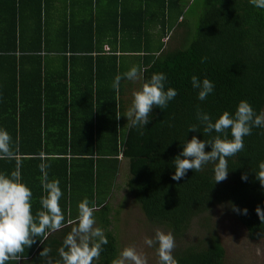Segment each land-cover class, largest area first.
Here are the masks:
<instances>
[{
    "label": "trees",
    "instance_id": "1",
    "mask_svg": "<svg viewBox=\"0 0 264 264\" xmlns=\"http://www.w3.org/2000/svg\"><path fill=\"white\" fill-rule=\"evenodd\" d=\"M47 1L0 0V128L18 148L17 159L0 160V173L10 174L19 165L22 182L33 193V213L41 209L39 165L46 163L49 179L60 182L66 225L77 216L79 202L87 198L90 205L95 203V226L104 230L108 243L93 264H112L117 243L106 198L119 189L115 178L120 157L126 161L127 195L150 227L173 234L177 264H226L216 234L220 208L244 228L249 240L264 239V223L255 211L257 206L264 209V187L255 174L264 161L263 128L254 127L244 137L243 151L227 158L224 181L215 183L212 163L199 172L189 170L179 181L172 179L173 160L183 143L193 136L208 140L216 135H204L202 127L188 131L189 125L199 124L197 105L213 122L224 111L234 115L242 100L262 113L264 9L249 0H191L182 7L178 0H108L115 10L107 16L102 12L104 19H97L89 8L88 20H63L52 36ZM194 1L200 15L193 35L182 28L180 46L166 49L169 30L182 24ZM173 18L180 21L174 24ZM152 24L159 30L152 31ZM54 50L68 56L61 58V74L47 73L45 54ZM202 57L207 59L201 62ZM25 61L33 67L23 66ZM132 66L141 70V79H122L116 91L114 77ZM154 73H164L165 90L174 88L178 95L165 109L154 107L145 128H132L126 117L132 92ZM61 75L69 87L64 77L54 84ZM193 75L214 84L204 101L192 87ZM243 174L247 180L241 179ZM231 205L246 208L247 214L234 212ZM71 227L50 233L44 243L37 237L17 262L7 264H45L39 255L44 247L58 260Z\"/></svg>",
    "mask_w": 264,
    "mask_h": 264
},
{
    "label": "clouds",
    "instance_id": "2",
    "mask_svg": "<svg viewBox=\"0 0 264 264\" xmlns=\"http://www.w3.org/2000/svg\"><path fill=\"white\" fill-rule=\"evenodd\" d=\"M256 8L264 9V0H249ZM207 58L202 57L201 62ZM138 66H132L123 74L114 77L112 87L118 91L122 79L136 81L141 79ZM167 77L164 73H154L150 79L142 82L139 90L132 92L131 106L126 117L132 128H145L150 121L149 117L154 107L165 109L168 103L177 95L174 88L165 90ZM191 84L198 89V99L204 101L214 90V84L208 78L202 81L195 75L191 77ZM119 118V117H118ZM196 118L199 124L189 125L188 131H201L204 135L216 133L208 140H200L193 136L191 140L183 143V150L174 158L175 174L173 180H181L189 170L199 172L208 164H214L215 183L227 179V158L235 156L244 149V137L251 135L254 127L264 128V112L257 114L253 107L245 100L239 102L234 115L224 111L214 122L210 114L204 112L198 105ZM162 122V121H161ZM229 133L231 139H229ZM206 146L211 151H205ZM18 148L13 144L12 137L5 129L0 128V160L17 159ZM183 157V158H182ZM39 158L43 160L44 154ZM120 158V157H119ZM49 165L41 163L39 169L42 173L40 183L44 195L40 197L41 209L33 213L31 189L21 179L19 165L10 174L0 173V264L9 261L17 262L26 248L36 243H44L48 235L59 231L66 226H72L65 236L63 245L58 249L59 259L53 260L50 256L51 249L44 247L39 253L45 264H93L98 259L102 246L108 243L104 230L95 226V203L87 198L79 202L78 214L75 219H69L67 225L65 216L60 206L63 195L59 180L49 179L47 168ZM256 179L264 187V161L259 162ZM242 180H247L243 174ZM232 210L246 215L247 209H239L231 205ZM256 214L264 223V209L257 206ZM152 237H145L144 243L148 247L155 246L159 264H177L173 256L176 242L171 232H164L154 228ZM112 264H147V259L142 251H137L135 246H126Z\"/></svg>",
    "mask_w": 264,
    "mask_h": 264
},
{
    "label": "rangeland",
    "instance_id": "3",
    "mask_svg": "<svg viewBox=\"0 0 264 264\" xmlns=\"http://www.w3.org/2000/svg\"><path fill=\"white\" fill-rule=\"evenodd\" d=\"M83 1L86 2L85 10L88 11L92 6L88 4L89 0ZM188 1L189 0H187V2ZM178 2L180 7L185 3L183 0H178ZM194 3L195 5H190L188 7L189 10L185 13L184 19H182V24L172 31L169 30V35H167V39L164 40V47L166 49H174L180 46L183 33L182 28L185 29L184 31L191 34V36L193 35L195 31V23L200 15L197 2L194 1ZM76 6L82 11V0L79 1ZM105 6L106 5L103 1L98 2L97 7L95 8V10H97L95 15L97 19H104L101 12L103 8H108L111 11V6ZM60 12L63 11L60 10ZM64 17H66V15H64ZM106 19H111V16ZM172 20L174 24H177L180 21V19L176 20L175 18ZM119 43L120 41H118L117 44ZM262 112H264V108ZM124 174L127 176L126 161L120 159L118 173L115 178L119 189L114 192L112 198L109 196L106 198L109 201V205L111 204L113 210L111 229L117 243L116 258H118L120 251L124 247L135 246L137 251H142L144 253L147 259V264H159L154 246L148 247L144 243L145 237L150 238L154 235V229L148 225L138 205L133 203L130 196L127 195L124 188ZM217 215L216 234L224 250V262L226 264H264V239L257 241L249 240L244 228L234 219V217L228 212H225L223 208L217 210Z\"/></svg>",
    "mask_w": 264,
    "mask_h": 264
},
{
    "label": "crops",
    "instance_id": "4",
    "mask_svg": "<svg viewBox=\"0 0 264 264\" xmlns=\"http://www.w3.org/2000/svg\"><path fill=\"white\" fill-rule=\"evenodd\" d=\"M79 1H81V0H48L47 1V5L49 6V8H48L45 16L50 21V24H49L50 31L48 33L49 35H52V36L54 35L53 34L54 30L57 28V26H59L60 22L63 20H69L71 18H73L74 20H80V19L88 20L90 18L89 12L85 10L86 7L85 8L83 7V9L81 11L76 6V4ZM99 1L100 2L103 1L106 6H111L112 11L115 10V8H114L115 5L113 3H111L110 1L108 2V0H96V1L95 0H89L88 2L90 3L91 6H93V9H92V7L90 9L93 15L95 14V12H97V10H95V8H96ZM183 1L186 4L191 2V0H189L188 2H187V0L186 1L183 0ZM84 3H86V2L82 0L83 6H84ZM66 6H67V8H66ZM98 7H99V5H98ZM60 10H62L64 13L60 12ZM101 12H105V16H107V14H108V12H110V10L108 8H103L101 10ZM25 13H26L25 10L21 11V15L25 16ZM64 15H66V17H64ZM147 17H149V16L147 15ZM68 24H65V27H66L65 29L68 28ZM162 28H163L162 30H165L166 27L164 25H162ZM151 29L154 32L158 31L159 26H157V25L153 26V24H152ZM116 48H117V44H116ZM118 51H121V50H118ZM126 51H128V50H126ZM42 54L44 55L45 53H42ZM45 57H46V63H47L46 69H47V73H49V74L60 73L58 71L59 70L61 71V69L63 68L61 58H63V57L68 58V56L66 54H64L62 52H58L57 50H54L53 52H48V53L46 52ZM25 62L26 63L23 64V66H25V67L32 68L34 65L33 63H31L29 61H25ZM70 62H72V61H70ZM71 64L73 65V62ZM81 67H82L81 65H78V69H80ZM58 68H59V70H58ZM67 68H68V66L65 65V69H67ZM82 69H84V68H82ZM63 77L65 78L64 75H61L60 79H58V80L56 79L54 84L58 85L59 83H62ZM65 79H66V83L65 82L64 83L66 84V87H69L68 80H67V78H65ZM0 85L3 88V84L0 83ZM123 103H125V100L123 101ZM118 159L120 160V158H118Z\"/></svg>",
    "mask_w": 264,
    "mask_h": 264
}]
</instances>
